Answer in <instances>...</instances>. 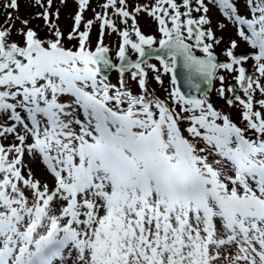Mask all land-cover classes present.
<instances>
[{
	"label": "snow or ice",
	"instance_id": "1",
	"mask_svg": "<svg viewBox=\"0 0 264 264\" xmlns=\"http://www.w3.org/2000/svg\"><path fill=\"white\" fill-rule=\"evenodd\" d=\"M29 2L0 0V264H264V0H74L67 32Z\"/></svg>",
	"mask_w": 264,
	"mask_h": 264
},
{
	"label": "rangeland",
	"instance_id": "2",
	"mask_svg": "<svg viewBox=\"0 0 264 264\" xmlns=\"http://www.w3.org/2000/svg\"><path fill=\"white\" fill-rule=\"evenodd\" d=\"M137 2H146V0H137ZM100 3H103V0H91L92 7L96 8L97 11L101 10L98 7V5ZM19 4H20L19 15L21 18H25V19L29 18L36 11L39 10V9L31 7L29 0H19ZM56 5H57V7L61 8V14H60V19H59L58 23H59L60 27L65 32H67L71 29V26L73 23L71 16L76 11V4L74 3V0H68V4L65 7V6H61L59 4V0H56ZM238 6H239V9H240L242 14L246 13L245 0H238ZM3 12H4L3 10H0V15L4 16ZM14 15H15V13H14ZM194 15H198V14L194 13ZM92 16H93V13L91 10H89L85 13L86 19L92 18ZM209 16L212 20V27L216 33V36L218 38L223 37L221 44L218 46H215L214 51L217 52L220 59L225 60L226 57H224V55H223V50L228 46V43L231 39H238L235 35V29L232 27L231 24H228V26L223 30H220L216 27L218 21H224V18L222 17V15L219 13V11L216 8L210 7ZM138 21H139V24L141 25L142 31L145 34H157L156 33V25L152 22L151 18L147 17L144 14H141L140 17L138 18ZM224 22L227 23V21H224ZM18 24L20 25L19 22H18ZM30 26L37 29V31H39L42 36L45 34L46 30L43 28V21L33 20L30 22ZM16 28H19V27H17V24H16ZM96 32H97V29L94 28V31L92 34L93 41H95V39H96ZM105 42L110 45V47L113 49V52H114L115 48H116V44L118 42V37L115 34L108 35L106 37ZM237 51H242V52L247 51L248 52V51H250V49L248 48V46L246 44L241 43L240 47L238 48ZM133 58H135V57L133 56ZM113 59L115 60L114 56H113ZM248 63L251 64L252 62L249 61ZM246 67H247V65H246ZM249 71L251 72V68H249ZM221 73L223 74V70H221ZM110 79L112 80L113 83L117 82V73L115 71H113L111 73ZM163 79H164L163 85H159L154 80H150V88L154 89L156 94L161 96V98H163L166 95L165 90L170 87L169 78L167 76H165V77H163ZM226 83L227 84H234L235 81L231 78V76H228L226 79ZM132 87H133L134 91H138V89H136L134 83L132 84ZM218 87H219V82L216 81L212 91H209V95H211V96H213V98L217 99L214 101V104H215L217 109H218V107L221 108V105L218 104L216 101L223 100V98L219 97L216 93V89ZM226 113L231 114L233 119H236L238 110L236 108H230L228 106V110ZM32 167L36 170L37 176L44 178V173L42 172V170L39 168L38 165L33 164Z\"/></svg>",
	"mask_w": 264,
	"mask_h": 264
},
{
	"label": "trees",
	"instance_id": "3",
	"mask_svg": "<svg viewBox=\"0 0 264 264\" xmlns=\"http://www.w3.org/2000/svg\"><path fill=\"white\" fill-rule=\"evenodd\" d=\"M0 10H3V9H0ZM3 11H5V10H3ZM4 13V12H3ZM4 15V14H3ZM3 21H4V16H2V15H0V23H3ZM16 24H17V27H21V25H19L18 24V21L16 22ZM239 52H241V51H237V53H239ZM212 100H214V98H212ZM223 102V101H222ZM224 103V102H223ZM223 109L224 110H226V105L225 104H223Z\"/></svg>",
	"mask_w": 264,
	"mask_h": 264
},
{
	"label": "water",
	"instance_id": "4",
	"mask_svg": "<svg viewBox=\"0 0 264 264\" xmlns=\"http://www.w3.org/2000/svg\"><path fill=\"white\" fill-rule=\"evenodd\" d=\"M179 71H180V70L178 69V72H179ZM179 79H180V82H181V85H182V90L187 91V87L183 85V78H182V76L179 77ZM202 87H206V86H202ZM212 87H213V86H212Z\"/></svg>",
	"mask_w": 264,
	"mask_h": 264
}]
</instances>
